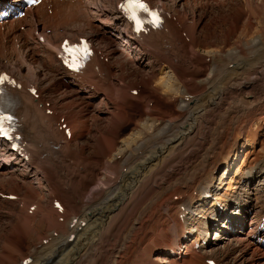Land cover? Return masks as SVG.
Segmentation results:
<instances>
[{
    "label": "bare ground",
    "instance_id": "6f19581e",
    "mask_svg": "<svg viewBox=\"0 0 264 264\" xmlns=\"http://www.w3.org/2000/svg\"><path fill=\"white\" fill-rule=\"evenodd\" d=\"M3 1L6 0H0V2ZM244 1L252 3L254 0ZM79 3L81 4L80 0ZM42 4L43 1L27 11L26 15L29 19L34 21L36 12L41 11ZM104 14L107 17L105 16L104 20L100 19ZM97 17L99 19L96 18V20L98 19L101 29L111 33L118 41V45L124 42L128 46L125 47L128 51H134V53L130 52V55L135 57V61H140L141 64L147 63L149 53L153 51L154 54L155 51V61L157 60L156 63H158L156 65L162 76L153 80L155 81L153 86L150 76L144 77L145 80L142 78L143 75L140 77L148 87L155 86L157 89L155 94L162 97L169 106L171 105L169 109L167 108L169 117L164 114L167 117L160 116L161 119L156 121V117L151 113L156 111L158 105L150 104L149 94H142L140 98V93L136 95L127 93L131 86L124 87L110 82L113 94L110 95L106 93L107 91L105 93L106 99L108 101L111 99L115 103L114 110L106 126H96L98 130L96 129L94 142L92 141L95 150L94 158L90 157L91 154L88 151L87 158L71 159L73 160L71 161L70 154L63 151L67 146L65 144L68 138L57 126L66 121L69 126V136L72 137V134L75 135L76 132L74 128L82 129L85 122L78 121L74 126L69 117L71 108L64 120L58 121L62 114L56 110L45 113L47 107L43 106L39 96L30 95L23 88L17 90L11 88L10 99L13 101L14 112L21 123V135L30 146L25 148L26 152L29 151L28 157L25 158L24 155L10 152L8 148L4 149L0 143V168L3 169V173L4 171H23L24 173L21 174L28 178L31 176L37 182L40 181L38 176L42 177V175L48 181L50 178L48 172L51 168L55 169L54 173L51 172L53 175L48 181V185L52 186L49 192H54L61 199L62 210L56 211L52 206L51 198L48 200L47 213L41 211L44 204H41L42 207L39 205L42 215L39 212L36 213L45 220L46 230L38 233L36 240L31 242L32 246L29 247L33 248L32 250L29 251L30 248L27 246L24 251L17 252L16 261L7 255L3 259L5 262L3 264H207L208 259L217 257L218 253L222 250L224 252L228 246H231L233 253H238L237 256L232 255L233 261L238 263V261L242 262L240 261L242 259L244 264H264V247L252 240L253 233L257 231H247L251 224H244L243 221L250 208L257 211V206L254 205L250 194L245 199L238 200L236 207L242 210L240 213H234L236 208L233 207L232 197L230 198L228 192L224 190L220 192L224 185H230L232 181L229 176L228 159L231 155L238 157L236 150L239 138L243 134L246 135L250 125H253L257 119L264 117V31L261 30L260 33L244 39L242 37L247 33L245 31L246 33H240L243 36L239 35V38L227 47L214 51L204 50L201 53L194 48L196 41L194 34L198 31L195 32L194 29L195 33L193 32L192 29L196 26L194 27L191 23H189L193 26L191 32L190 28L187 30V27H184L185 33L189 31L186 35L189 36L188 39L182 35L184 29L181 31L178 27L179 19L168 18L167 25L163 28H155L146 33L138 32L135 37L131 32L126 31L119 11L113 10V7L110 11L103 9L102 14ZM28 18L17 19L23 20L31 27ZM262 19L264 21V18ZM179 21L181 23V20ZM230 23L231 21L228 22ZM31 28H33L32 32L36 31L34 23ZM246 28L247 26L243 30ZM40 34L43 36V44L48 47L47 57L53 61L52 50L59 45L60 41H54L53 34ZM36 38H38L37 35ZM2 42L0 47H4ZM26 44L27 47L31 45ZM123 49L119 46L113 52H120L122 56L121 53L126 50ZM110 53L109 50L108 54ZM117 59L120 60V57ZM100 60L96 57L90 65L85 67L81 75H74L65 69L64 83L76 89L75 91L88 101L94 99L100 94L101 89L99 91V87L95 85L96 88L87 87L89 83L86 79L96 78L97 80L92 81L100 80L101 82L110 75L106 70L108 73L105 72L103 75L105 77L101 79L104 68L100 71V66L103 64ZM161 60L163 63L160 62ZM150 63L151 61L147 65L150 66ZM94 65H96L95 68ZM105 67L108 68L107 65ZM24 75L32 77L28 71ZM126 97L130 99L139 97L141 99L139 104L143 106L145 113L141 114L143 115L141 120L134 121V129L132 128L133 131L129 137L117 139L116 128L120 124L117 118L118 113L123 114L124 118L127 115L125 111L127 106L123 107L118 102ZM211 116H219L218 124H212L214 122L209 119ZM238 119V124L232 129V123ZM126 121H128L127 118ZM78 125L79 127H76ZM208 125L215 126L213 130H209ZM172 127L181 129H177L178 132L163 133L164 138L160 139V143L158 142L155 148L142 149V143L147 136L153 137V132L158 129L160 132L161 129L170 131ZM233 134H235L234 137L230 139L231 147L229 149L226 147L227 151H223L229 143L228 137ZM152 137L148 138L152 139ZM220 150L224 153H220ZM220 162H225L227 167L220 175L218 185L214 186V171ZM256 164L258 163L255 161L249 167ZM260 170H263L262 167H259L253 175L259 178ZM241 172H243L242 168L239 167L235 174L240 178ZM253 175L251 174L249 178H253ZM52 179H55V183L51 182ZM76 179L81 182L79 191L73 188ZM201 187L213 189L215 200L223 203L224 209L221 214L215 202L206 204L207 201L202 198V192H200ZM193 190L197 192L196 195L192 193ZM31 191L30 198L42 199V193L39 196L38 192L32 194ZM181 193H185L186 196L173 199L175 194L178 196ZM26 201L24 205L29 204L31 199ZM40 203L36 204L34 211ZM19 206L22 207L20 204ZM180 206H184L187 210L183 221L177 217ZM21 211L24 212L23 208L20 214H22ZM263 213L261 210L257 216L260 217ZM26 214L28 216V213ZM221 217L224 220L227 219V223L223 224L227 226L221 229L224 236L221 237L215 231L212 238L209 235V242L204 246L202 241L206 239L209 229L214 228V222ZM186 233H195L192 244L198 242L200 245L198 250L187 252L190 244L189 240L184 239ZM71 234L72 237H70ZM41 238H45V241L43 242ZM222 238H226V241L221 244ZM212 239L218 240L212 241ZM256 249L262 251L259 253ZM26 256H29L30 260L23 263L22 260Z\"/></svg>",
    "mask_w": 264,
    "mask_h": 264
},
{
    "label": "rangeland",
    "instance_id": "374dc122",
    "mask_svg": "<svg viewBox=\"0 0 264 264\" xmlns=\"http://www.w3.org/2000/svg\"><path fill=\"white\" fill-rule=\"evenodd\" d=\"M149 1H151V3L154 2V3L161 4V5L163 4L162 6L164 7V9H167V10L169 9L170 12L173 14L172 17L174 19L177 18V19L181 20V23L179 20H177L178 21L177 22L178 27L180 28L181 31L186 26L187 30H189V28H190V32H191V29L193 28V26L194 27L196 26L195 28L192 29L193 32H194V29H195V32L198 31L196 33L194 32L195 33L194 37L196 39L194 48L198 49V51H200V52L204 51V50L214 51L218 48L227 47L229 44H231L233 41H236L237 38H239L240 33H244L245 31H247V33L245 32L246 34L244 36H243V34L240 35V37L243 36L242 38H244V39H246L252 35L257 34L258 32L260 33L261 30L264 31V21L262 19V18H264V0H254L253 1L254 3L250 2L251 4L246 3L244 0H239V1L238 0H149ZM56 2L58 3L59 1L56 0ZM109 2H112L113 4L109 3ZM238 2H240V3H238ZM59 3L60 4H58V6L56 7L57 9L55 8V12L58 14L56 16H53V18H52V19H54V18H57V19L52 20L51 26H50V22H49L48 17L47 16H41L37 20V22H38L37 23L38 24L37 29L42 30L41 27H44V28L46 27L47 30L50 29L49 32H46V33L49 35L53 34L52 36H54V38H52V39L56 42L61 41V38L64 37L62 35H65L66 37H68L69 40H74V39H76L77 34L80 33L82 35H85L91 42H93L95 44V46L99 49L101 54L104 55L103 60L105 62H108V60H109V62H110V64H108V65L103 64L104 66L103 65H102L103 67L101 66L102 67L101 70L104 68V70H102V73H103L102 75H105V72L108 73L107 71H109V74H110V75L107 74L110 77L107 75H106L107 77L103 76V78L105 77L104 78L105 82H104V79H102V78L101 79H102L103 83H101L102 81L100 82V80L97 82H95V81L93 82L92 80H97L96 78H94L92 80L89 79V81H91L89 83L92 86H94V85L96 87L98 86L99 91L101 89V91L99 92L100 94L95 96L94 99L88 101L87 98H84L80 94H78V92L75 91L76 89H74V88L68 86L66 83H64L63 82V73L65 70L63 71V68L60 67V65L58 64V62L56 60L52 61V60L48 59V57H47L48 47L47 46H45L43 44V46L46 48L45 49L44 47H40V45L35 44L34 37L36 38V36L33 34V33H35V31L32 32V29H33V28H31L32 26L30 27L24 21L19 22L20 25H18V27H17L19 30H14V28H13V30L16 31L17 33H13L9 36H4V35L0 34V42L5 41V42H2L4 47H0V68L1 67L5 68L7 71H9L12 74L13 77L18 78L21 81L26 80L25 82H27V83L28 82L31 84L33 83L36 86L37 91L40 90L39 94H40L41 99L44 102V105L47 108L50 107V110H52V111L56 110L58 113L63 112V114L65 113V116H66V113H68V110L70 111V108H71V111L69 113V117L71 118V120H70L71 123H74V126H75V124L78 121H80V122L84 121L85 126L80 130H79V128H74V132L76 131L75 135L72 134V137L67 140V144H65L67 146L64 147L63 151L64 152L66 151L67 154H70L69 155L70 160L71 159H73V160L80 159L81 160V158H87V156H89L87 154L88 151L91 154L90 157L94 158L93 153L95 150L93 149V142H94V138H95L96 132L98 130V127L106 126V124L110 122V120H111L110 116H111L112 111L114 110L113 107H114L115 103H113V100L110 99V101H108L106 99V95H107L106 93H109L110 95L113 94V89H112V87H110L111 86L110 82L113 84L124 86V87L126 85L135 86L136 88H138L140 90L138 92V94L140 93V95H139L140 98H141L142 94H147V95L149 94V96L151 98V101H149L150 104L151 105L153 104V106L158 105L156 107L157 108L155 111L156 113L154 111H153L154 113L153 112L151 113L152 116L156 117L155 118L156 121L161 119L160 116H162V118L168 116L167 108L169 109L171 105L169 106V104L167 102L162 100V97L156 95L157 89H155V86L152 87L154 82H155L153 80L158 79L159 77L162 76L159 68L157 67L158 65H156V64H158V63H156L157 60L155 61V59H154V58H156V56L154 55L155 51H154V54L152 51V54L150 53L149 57L147 58V59H149L148 62L151 61V63H152V64L150 63L151 67L149 65H147L148 62L141 64L140 61H135L136 60L135 57H132L130 55V52L134 53V51H132V50L128 51V49L125 48L128 46L125 45L124 42H122V43L120 42L121 45H118L117 44L118 41H116L113 38V35L109 32L108 33L104 32L101 29V27L99 26V22L97 21L99 18L97 16L99 14H102L103 9L110 11L113 7V10H117V8L115 6V4H117L116 1H112V0H110V1L109 0H86L84 3H82V0H81V4H80L79 0H74V1L60 0ZM72 4L74 6H71ZM82 4H84L85 6H83ZM246 4H248V6ZM249 4H250V6H249ZM72 7H73V9H72ZM70 8H71V10H70ZM77 8H79V10L80 9H82V10L79 11ZM95 8H96V10H95ZM105 16L107 17V15H105V14L102 15V17H100V19L104 20ZM181 16H182V18H181ZM172 17H169L168 19H173ZM96 18H98V19L96 20ZM185 18H187V19H185ZM182 19H183V21H182ZM230 21H231V23L228 24V22H230ZM168 22H169V20H168ZM182 22L184 24H182ZM189 23H191V25H193V26H191ZM245 26H247V28H246V30H243ZM259 26H260V28H259ZM259 29H260V31H259ZM185 30L186 29H184L182 31V34L185 35L184 36L185 39H188L189 36H186V35L189 34V31H188V33H185L186 32ZM58 31H60V32H58ZM0 32H1V30H0ZM61 32H62V34H59ZM70 33H71V35H70ZM87 35L90 37H88ZM59 36H60V38H59ZM32 37H33V39H31ZM26 43H29L31 45H28L29 47H27ZM119 46H122V48H124L123 50L126 49L125 50L126 52L124 51L123 53H121L122 56L119 54L120 52L119 53L116 51L113 52V50L118 48ZM109 50L111 52L110 54H108ZM106 53H107V55H106ZM201 53H199V54H201ZM118 57H120V60L117 59ZM153 61H155L154 64H153ZM161 63H163V62H161ZM106 65L108 66V68L105 67ZM27 71L32 74V77H30V76L26 77L24 75ZM140 76H142L143 80H145L144 77L147 78V76L148 77L150 76L151 80H152V83H151L152 86L148 87L144 83V81L141 79ZM131 81H133V82H131ZM142 82H143V84H142ZM95 83H97V85ZM98 83H100V84L98 85ZM129 89H131V88H129ZM138 100H140V101H138ZM121 102H123V103H121ZM118 103H120L123 107L127 106L128 109L126 108V110H125L126 114H127L125 118L122 116L123 114L121 115L118 113L117 118H119L120 124L116 128V133H117L116 138L117 139H118V137L119 138L129 137L131 135L130 133H132L131 131H133V129H134L133 128L134 121L136 122L138 120H141V118L143 117V115H141V114L145 113L144 110L142 109L143 106L142 105H141L142 107L140 106L141 99H139V97L138 98H131V99L129 97L128 98L126 97L123 100H119ZM83 104H86V105H83ZM130 105H132V106H130ZM164 110H165V112H164ZM72 112H74V113H72ZM164 114H166L167 116H164ZM126 118L128 121H126ZM261 118L257 119L253 125H250V127L248 128L249 130L246 133V135L243 134L241 136V138H239V142L237 144L238 148L236 150V152L238 154L237 165L235 166L234 169H233L234 166L231 167V169H230V173H231L230 176L232 178L236 176L234 174H235L237 168H239V167L242 168V170H243V168H245V170H246V168H248L255 161L257 163L260 162V164L263 165V162H264V117H261ZM209 119L214 122L212 124H218V122L220 120L219 116H211ZM236 122L232 123L233 124L232 129H234V126H236L238 124L239 119ZM96 126H98V127L96 128ZM214 126L215 125H213V126L208 125V129L213 130ZM76 127H79V125ZM177 129L180 130L181 128L172 127V129L170 131L165 130V129H161V132H160V129H158L157 131L153 132V137L152 136L146 137L147 141L145 140L142 143V146H141V147H143L142 149L143 150H145V149L149 150V149L155 148V146H157V143L158 142L160 143V141L164 138V135L162 136L163 133L167 134V132L168 133L178 132ZM234 133H236V132H234ZM37 134H39V133H37ZM150 135H152V133ZM234 135L235 134H233V136L231 135V137L230 136L228 137L227 142H229L228 143L229 146L226 145L224 147L223 151H225V150L227 151L226 147L228 149H229V147H231L230 146V144H231L230 139H232V137H234ZM74 136H75V138H74ZM148 137H150V138L152 137V139H150ZM253 139L255 142L252 141ZM207 143L205 144V146L207 145ZM245 143H247V144H245ZM90 145H92V147ZM68 148H70V149H68ZM54 149L57 150L58 148L54 147ZM67 149L69 150V152ZM91 151H93V152H91ZM218 151L219 150H217V152ZM220 153H224V152H222L220 150ZM92 155H93V157H92ZM233 156L234 155H231V158H233ZM73 160H71V161H73ZM231 160L232 159L229 160L230 161L229 163H231ZM223 163H225V162H222V163L220 162V164L217 166V168L214 171V177H215L214 183H213L214 186L218 185L220 175L222 173V168L225 166V164H223ZM232 169H233V172H232ZM2 170L3 169L0 168V178H1L0 179V183H1L0 184V191H3V192H10L11 191V192H14L18 196H21L20 194H25L26 196H28L30 198L29 192H30V190H32L31 191L32 194H34V193L36 194L38 192L37 195L40 196L42 193L41 196L44 197V200H46V198H47L45 195V194H47V192H46L47 185L46 184H48V181H49V179H51V176L53 175L55 169L51 168L50 171L48 172V176L50 177L48 179V181H46L45 176L42 175V177H41L42 179H40V181L38 180L39 182L34 180L31 176H30V178H28L27 176L21 174V173H24L23 171H15V172L4 171L5 173H3ZM223 170H224V168H223ZM51 172H53V173H51ZM38 177H40V176H38ZM42 180L46 184H44ZM54 180L55 179H52L51 182L55 183ZM77 181H78V179L74 180L73 188L75 190L79 191V189L81 188V186H80L81 182L80 181L77 182ZM232 181H231L230 185H224L220 189L221 192L223 190L228 191V193L232 197V199H235V200L236 199L237 200L243 199L244 197H246L248 194V191L245 188H239V187L238 188L236 187V189H235L234 183ZM226 187H228V188L225 189ZM27 191H28V193H26ZM251 192L255 193V191H252V190H251ZM233 195H234V197H233ZM176 196H177V194L174 195V197H176ZM24 199H25V201L27 200L26 202H28L30 199H31V201H33V202L35 201V202L33 203L30 201L29 204L26 203L24 205V202H25ZM30 199L21 198V200L16 199V200L10 201V200H7L6 198H3L0 196V264L5 263V262H3L4 261L3 259H5L7 255H9L15 259L16 258L15 255L17 252L24 251L27 248V246L31 247L32 246L31 242H33V240H36L38 233H40L42 230L43 231L46 230L45 226L47 224H46L45 220L40 216V214L42 215L41 211H43L45 213H47V209L49 211V201H46L45 204L43 205L41 202L43 199L40 200L38 198L40 201L36 200L37 198H34V199L30 198ZM13 202L16 203L15 210L17 212L19 211L18 213H20V210H22V208H23L24 212L22 213V211H21L22 215L15 213V212L10 210L11 206H13L12 205ZM19 202H21V203H19ZM36 202L37 203L41 202V203L38 204L36 211H34L36 206H37ZM30 203H33L35 206H34L33 210H31L30 213H28V216H27L26 210L29 207V205H31ZM19 204L22 205V207H20ZM41 204L43 205V207ZM39 205H41L40 207H42L41 208L42 210L40 209ZM47 205H48V207H47ZM258 205L260 207H263L262 205H264V192L263 191L259 192V203H258ZM18 209H20V210H18ZM34 212L35 213L39 212L40 214H38V213L35 214ZM24 213L26 214V217L24 216L25 215ZM31 214L32 215L34 214V216H32ZM23 216L28 220H26ZM31 219H33L34 221ZM244 224H246V223L244 222ZM218 226H223V225H220V223H219ZM226 226H223V227H226ZM222 228H220V231L218 232L219 235H221V237L224 236L223 233L221 232ZM213 235H214V232L211 234V238L213 237ZM208 238H210L209 233H208ZM217 240L218 239H212V241H217ZM224 241H226V238L225 239L222 238L221 244ZM32 249L33 248H30L29 251ZM260 251H262V250L256 249V252L260 253ZM234 254L236 256L238 255L237 252L233 253V249L231 248V246H228L226 249H224V252H223V250L220 251L218 253V256L214 257V258H215V260L218 258L217 259L218 261L216 260L218 264H232V263L233 264H244V263H242V262H244L242 259H240V261H242V262L238 261V263L233 261ZM16 260L17 259H15V261Z\"/></svg>",
    "mask_w": 264,
    "mask_h": 264
},
{
    "label": "snow or ice",
    "instance_id": "6c2138e0",
    "mask_svg": "<svg viewBox=\"0 0 264 264\" xmlns=\"http://www.w3.org/2000/svg\"><path fill=\"white\" fill-rule=\"evenodd\" d=\"M121 8L127 13L128 18L134 22L136 25V30H140V20L137 19L138 12H145L148 13L149 9L147 5L143 2V0H123V3L121 4ZM152 16V23L157 24L159 22V18L155 13H150ZM68 53L71 55V62L69 63V67L72 68H78L79 67V61H78V53L77 50L73 48L66 47L65 49ZM83 55H87V47L82 46L79 50ZM3 78H0V82H2ZM7 119V117H0V120Z\"/></svg>",
    "mask_w": 264,
    "mask_h": 264
}]
</instances>
